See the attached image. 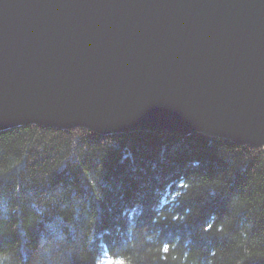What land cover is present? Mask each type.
I'll list each match as a JSON object with an SVG mask.
<instances>
[{
    "label": "water",
    "instance_id": "1",
    "mask_svg": "<svg viewBox=\"0 0 264 264\" xmlns=\"http://www.w3.org/2000/svg\"><path fill=\"white\" fill-rule=\"evenodd\" d=\"M24 126L264 156V0H0V133Z\"/></svg>",
    "mask_w": 264,
    "mask_h": 264
},
{
    "label": "trees",
    "instance_id": "2",
    "mask_svg": "<svg viewBox=\"0 0 264 264\" xmlns=\"http://www.w3.org/2000/svg\"><path fill=\"white\" fill-rule=\"evenodd\" d=\"M105 259L264 264L262 151L200 134L0 133V264Z\"/></svg>",
    "mask_w": 264,
    "mask_h": 264
},
{
    "label": "clouds",
    "instance_id": "3",
    "mask_svg": "<svg viewBox=\"0 0 264 264\" xmlns=\"http://www.w3.org/2000/svg\"><path fill=\"white\" fill-rule=\"evenodd\" d=\"M108 264H119V262L118 261L109 260Z\"/></svg>",
    "mask_w": 264,
    "mask_h": 264
},
{
    "label": "rangeland",
    "instance_id": "4",
    "mask_svg": "<svg viewBox=\"0 0 264 264\" xmlns=\"http://www.w3.org/2000/svg\"><path fill=\"white\" fill-rule=\"evenodd\" d=\"M108 261H109V259H105V260H103V262L101 264H108Z\"/></svg>",
    "mask_w": 264,
    "mask_h": 264
},
{
    "label": "snow or ice",
    "instance_id": "5",
    "mask_svg": "<svg viewBox=\"0 0 264 264\" xmlns=\"http://www.w3.org/2000/svg\"><path fill=\"white\" fill-rule=\"evenodd\" d=\"M167 249H165V251H166Z\"/></svg>",
    "mask_w": 264,
    "mask_h": 264
}]
</instances>
